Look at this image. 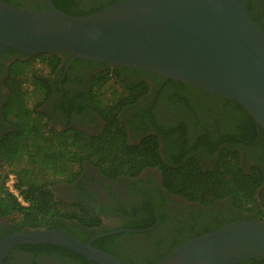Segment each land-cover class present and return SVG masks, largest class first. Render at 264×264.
<instances>
[{"label":"trees","instance_id":"16d2710c","mask_svg":"<svg viewBox=\"0 0 264 264\" xmlns=\"http://www.w3.org/2000/svg\"><path fill=\"white\" fill-rule=\"evenodd\" d=\"M5 1L30 9H48L46 0ZM76 1L53 0L57 8L70 15L89 14L122 0H107L85 6H77ZM246 5L250 13H253L252 0H247ZM252 13V18L264 30L259 17H255ZM4 56L13 57V61L2 82L7 93L2 111L5 119L11 122L14 129L0 140V210L5 216L18 214L17 218L12 219V226L17 232H23L25 228H59L56 225L59 220L64 218L70 220L74 216L78 217L88 230L101 225L100 218H94L84 209L82 213L64 211V206L56 201L52 190L54 182L73 181L79 177L83 163L86 161L98 166L109 178H116L119 175L135 177L148 166H159L162 170L164 187L171 193L203 204L229 198L233 207L243 215L242 219L264 221V203L257 196L258 190L264 184V129L237 102L177 80L167 79L165 85H175L185 92L193 91L199 96L198 107L207 114L215 116L214 120L218 123L220 132L216 141H209L205 137L199 146L182 149V145L178 144L175 152L168 153L165 160L157 136L149 135L140 144L132 145L127 140L126 129L116 126L117 117L111 115V109L132 103L148 90L146 82L128 83L122 76V69L132 68L122 66L112 68L97 62L105 69L93 76L91 86L101 87L102 90L106 86L115 84L117 87L114 86L112 89H116L113 93L116 92L115 95L118 96L115 103L113 102L114 105L108 106L110 109L106 112L107 117L105 116L108 122L106 128L98 135H90L77 129L62 132L53 130L48 123H43L39 109L43 101L41 94H46L45 98L49 97L52 84L37 72L34 61L45 64L50 69V74L59 71L61 76L68 61L67 54L28 56L8 48ZM79 62L95 63L77 58L67 71L69 72L74 64ZM153 75L160 81L165 79L158 74ZM119 87L132 88L120 92L117 90ZM177 102L181 104L179 99ZM218 146H221V151ZM238 147L253 148L252 152L256 154L258 162L254 168L249 170L244 168ZM206 152L213 158L217 154L212 167H204L201 164L200 156ZM5 166L8 168L7 171L4 170ZM10 173L15 174L16 185L28 205H22L8 192L5 181H1L4 177L8 178ZM47 174L52 179L47 177ZM234 220L232 218L228 223ZM51 221L53 224H50ZM69 232L72 234V231ZM203 233L206 232L197 235ZM93 234L94 231L88 236ZM73 236L79 241H88L87 238ZM117 237H102L95 240L93 245L116 256L104 246V241ZM193 237L190 236L185 241ZM181 244L175 246L172 251ZM23 247L60 250L73 254L80 261L98 264L75 251L55 244L38 243ZM255 259L257 264H264L263 256Z\"/></svg>","mask_w":264,"mask_h":264},{"label":"water","instance_id":"95a60500","mask_svg":"<svg viewBox=\"0 0 264 264\" xmlns=\"http://www.w3.org/2000/svg\"><path fill=\"white\" fill-rule=\"evenodd\" d=\"M247 0H122L70 15L46 0L30 9L0 0V63L8 48L65 53L109 67L152 72L232 100L264 129V30ZM1 91V83H0ZM104 235V234H101ZM64 228H28L0 240V264L20 244L66 247L98 264H125ZM264 257V221L236 220L196 235L155 264H237Z\"/></svg>","mask_w":264,"mask_h":264},{"label":"flooded vegetation","instance_id":"af4514ba","mask_svg":"<svg viewBox=\"0 0 264 264\" xmlns=\"http://www.w3.org/2000/svg\"><path fill=\"white\" fill-rule=\"evenodd\" d=\"M105 1L107 0H77L76 5L85 6ZM252 11L264 26V0H252ZM12 61L13 57L4 56L0 63V140L14 129L2 111L7 96L2 82ZM71 64L68 67L65 65L61 76L59 71L43 76L52 84L49 97L45 98L46 94L43 93L40 96L43 100L39 108L43 123H48L53 130L59 132L77 129L90 135H98L107 126L105 116L107 117L106 112L110 109L108 106L114 105L118 96L115 95L116 92L113 93L116 89H108L106 94L105 88L101 90V87L91 86L93 76L105 69L97 62L76 63L68 72ZM153 74L155 73L134 68L122 69V76L128 83L148 84V90L132 103L110 110L112 117H117L116 126L126 129L128 142L138 145L147 136L155 135L166 160L167 154L175 152L178 144L186 149L199 146L205 137L209 141H216L220 132L219 125L214 120L215 116L198 107L199 96L193 91L185 92L175 85H165L167 79L160 81ZM131 88L119 87L117 90L123 92ZM109 97L113 98L114 103L107 100ZM178 99L181 104H178ZM260 132L259 129V135ZM218 149L221 151V146ZM237 149L246 170L258 164L253 148ZM207 154L206 152L200 156L201 164L212 167L217 154L215 158ZM52 190L56 201L61 202L62 206L74 207L68 212L82 213L84 209L94 218L101 219L99 227L89 230L76 216L70 220H59L56 225L72 231L76 237L87 238L88 241L104 234L93 242L102 237L118 236L105 240L104 246L125 264H155L190 236L217 229L232 218L234 221L244 220L229 198L203 204L171 193L164 187L159 166H148L135 177L119 175L109 178L98 166L86 161L79 177L73 181L54 182ZM257 196L264 203V184ZM12 219L9 215H3L0 210V240L9 234L18 233L12 226ZM93 231L94 234L89 237ZM35 244L14 246L4 259V264H93L80 261L73 254L60 250L23 247ZM257 257L237 264H257Z\"/></svg>","mask_w":264,"mask_h":264},{"label":"rangeland","instance_id":"374dc122","mask_svg":"<svg viewBox=\"0 0 264 264\" xmlns=\"http://www.w3.org/2000/svg\"><path fill=\"white\" fill-rule=\"evenodd\" d=\"M34 67L35 69L37 70V72L41 75V76H48L50 75V69L43 63L41 62H36L34 61ZM116 86L115 84H111L110 86H106L105 87V90H106V94H108V89H111L112 87ZM111 87V88H110ZM117 87V86H116ZM117 98V96H116ZM107 100H109L111 103H113V98L112 97H109ZM4 170L7 171L8 168L5 166L4 167ZM47 177L51 178V176H49L48 174L46 175ZM52 179V178H51ZM8 178L7 177H4V179H2L1 181H5V183L7 182ZM5 193H7V191H5ZM8 194V193H7ZM74 207H71L69 205H64V208L63 210L66 211V210H69V209H73ZM18 214L17 213H14L12 215H10V217L12 218H17Z\"/></svg>","mask_w":264,"mask_h":264},{"label":"built area","instance_id":"2783aa9c","mask_svg":"<svg viewBox=\"0 0 264 264\" xmlns=\"http://www.w3.org/2000/svg\"><path fill=\"white\" fill-rule=\"evenodd\" d=\"M6 188L9 193L15 196V198L22 204V205H28V202L25 201L23 196L20 193V190L18 189L16 185V176L13 173L9 174L8 180L5 183Z\"/></svg>","mask_w":264,"mask_h":264}]
</instances>
